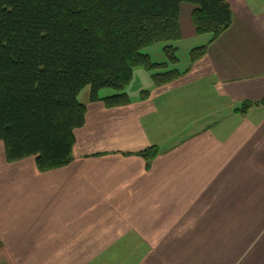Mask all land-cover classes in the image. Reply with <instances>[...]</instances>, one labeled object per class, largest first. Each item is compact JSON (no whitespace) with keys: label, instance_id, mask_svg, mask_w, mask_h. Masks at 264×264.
<instances>
[{"label":"crops","instance_id":"obj_1","mask_svg":"<svg viewBox=\"0 0 264 264\" xmlns=\"http://www.w3.org/2000/svg\"><path fill=\"white\" fill-rule=\"evenodd\" d=\"M226 2L232 24L212 42L197 35L194 6H180V42L207 49L173 82L156 86L135 68L129 104L114 108L80 92L86 114L70 163L31 165L44 186L24 185L14 210L0 211V264H73L74 249L100 250V264H238L250 238H264V0ZM151 147L158 155L146 161ZM25 161L12 165L21 172ZM21 221L32 235L4 241Z\"/></svg>","mask_w":264,"mask_h":264},{"label":"trees","instance_id":"obj_2","mask_svg":"<svg viewBox=\"0 0 264 264\" xmlns=\"http://www.w3.org/2000/svg\"><path fill=\"white\" fill-rule=\"evenodd\" d=\"M183 3L194 6L196 33L209 35L210 42L232 24L226 0H0V142L6 162L34 158L40 173L68 165L74 131L84 125L86 107L78 95L85 87L90 101L114 108L129 104L125 89L135 68L151 72L156 86L180 77L142 51L164 43L168 62H178ZM206 49H191V62ZM103 89L114 92L100 98ZM252 105L245 102L240 110ZM157 155L155 147L140 153L146 161Z\"/></svg>","mask_w":264,"mask_h":264},{"label":"rangeland","instance_id":"obj_3","mask_svg":"<svg viewBox=\"0 0 264 264\" xmlns=\"http://www.w3.org/2000/svg\"><path fill=\"white\" fill-rule=\"evenodd\" d=\"M202 42L203 41H199L196 44H193V46H189L192 43H194L191 41H187V42H180L179 41V42H177V44H175L177 46V49H178V51L176 53V56L178 58V62L176 64H170L168 62V59H167V57L163 51V47H165L164 43H155V44L151 45L150 47L144 49L142 52L147 54V55H150L151 61L153 63L160 64V63L167 62L169 69H176V70H178L180 75H182V72H184L187 69L189 63L191 62L190 51H191V49H193L192 47H200L201 46L200 44ZM173 81H171V82H173ZM135 86H137V83H135ZM87 88L90 89L89 87H87ZM133 88L134 87H132V89ZM106 91L114 92L112 89H103V90L99 91V97H102L100 95H102V92H106ZM85 94L86 93H83V95L80 97V100H82V101L84 100ZM110 95H107V96H110ZM85 97L89 98V93ZM32 159H34V158L26 159V161L24 163L25 165H24L22 171L20 172L19 165H12L13 163L6 162L5 153H4V146L0 142V193H1V188H4L3 194H1L0 197H3V199L5 201V204L0 202V211H2V214L4 213L5 210H8V211L14 210L19 199H21L20 192L23 191L24 185H26L27 188L31 189L32 191L41 190L40 188H42L44 186L43 184H40L39 182H35L33 180V176H31L30 166L33 164L35 166L34 160H32ZM25 167H27V168L25 169ZM13 177L15 178V180L17 179V177H21V178H23V182L18 183V185L16 187V185H13L9 181V179L13 178ZM26 177H29V179H27ZM25 179L30 181L31 187H30V185H28V183L25 182ZM47 192H48V187H45V189H43L42 193L46 195ZM11 213H13V212H11ZM11 213L4 215L6 224H10V222L12 223L14 221V219L17 217V216H13V214H11ZM23 227H24L23 221L12 225L11 228H16V230H18L19 232H16V236L14 234H10L6 238H4L3 240L4 241H12L14 238V240L23 242L24 237L32 235L31 231L28 228H23ZM1 241L2 240H0V244L2 246ZM16 251H18L19 253H22V252H25L27 250L18 249ZM30 251H32V250H30ZM54 251L57 253V256H60V252L63 251L62 255H64L65 250H62V251L61 250H49L50 254ZM141 251L142 250H138V253ZM40 252L41 251L39 250V254H40ZM42 253H44L43 250H42ZM70 254L74 260L73 264H82V262H84V260H86L84 264H98V263L100 264V262H99L100 259H97L98 257H100V250H80V249L66 250V255L68 256ZM50 257H51V255H50ZM121 258L125 259V260L129 259L126 256H122ZM32 260L37 261L36 256L32 257ZM258 263H264V238H262V234H256L255 236L250 238L248 252L238 262V264H258Z\"/></svg>","mask_w":264,"mask_h":264}]
</instances>
